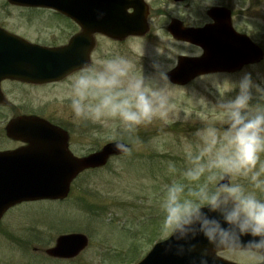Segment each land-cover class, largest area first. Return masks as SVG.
Wrapping results in <instances>:
<instances>
[{
	"label": "rangeland",
	"instance_id": "1",
	"mask_svg": "<svg viewBox=\"0 0 264 264\" xmlns=\"http://www.w3.org/2000/svg\"><path fill=\"white\" fill-rule=\"evenodd\" d=\"M215 5L232 8L236 27L264 48V0H214L210 6L205 5L204 0H194L189 5L158 0L156 7L161 9V16L152 20V29L145 38L117 43L97 37L92 63L98 56L119 52L133 58L146 78L155 77L159 72L167 75L177 55L197 51L169 35L167 25L171 19L176 17L194 26L208 21L206 11ZM39 11L37 14L20 10L0 0V23L15 32L42 33L40 36L46 39L59 34L56 26L41 30L43 20L50 18V11ZM141 50L143 55L140 56ZM245 72L254 80H264V61L242 72L202 76L188 85L175 86L168 80L176 107L180 108L179 119L167 123L157 119L140 126L133 134L139 137L138 143L129 140L119 122L106 127L75 118L66 99L68 81L46 87L5 83L6 95L12 103L21 104L20 99L26 97L24 103L30 111L71 127V149L76 155L88 154L117 140L129 143L131 151L112 158L101 169L82 173L66 199L24 202L9 209L0 222V264L135 263L151 248L152 241L165 238L161 231L160 207L163 185L179 178L185 166L186 145L196 142L195 132L206 124L222 126V114L215 106L221 99L235 96L237 90L229 87ZM12 108L15 106L10 109L0 106V149L10 143L3 126L15 114ZM169 161L176 163V174L169 173ZM233 180L248 184L243 176L233 177ZM74 231L83 232L90 239L77 258L61 260L45 254L44 249L52 246L60 234ZM219 254L235 262L254 264L247 256L229 249Z\"/></svg>",
	"mask_w": 264,
	"mask_h": 264
},
{
	"label": "clouds",
	"instance_id": "2",
	"mask_svg": "<svg viewBox=\"0 0 264 264\" xmlns=\"http://www.w3.org/2000/svg\"><path fill=\"white\" fill-rule=\"evenodd\" d=\"M204 3L210 6L214 0ZM103 16L99 12L97 18ZM66 88L75 118L106 127L119 122L133 142H139L133 134L140 126L179 119L180 108L166 74L146 78L133 58L119 52L83 65ZM229 88L237 90L235 96L215 106L222 126L197 129L196 142L186 145L179 178L163 185L164 251L189 257V264H215L220 248L264 264V80L245 72ZM114 147L124 154L131 151L121 140ZM167 167L169 173L178 171L173 161ZM238 176L246 177L248 184L235 182L233 177ZM245 236L251 238L244 241ZM200 237L208 246L193 255Z\"/></svg>",
	"mask_w": 264,
	"mask_h": 264
},
{
	"label": "water",
	"instance_id": "3",
	"mask_svg": "<svg viewBox=\"0 0 264 264\" xmlns=\"http://www.w3.org/2000/svg\"><path fill=\"white\" fill-rule=\"evenodd\" d=\"M10 1L51 6L73 17L82 24L84 32L74 37L69 46L78 44L81 36L86 48L82 50L77 46L70 51L68 48L64 51L36 48L37 46L0 28V83L4 78L30 81L56 79L67 68H80L89 63L90 52L95 44V32L122 38L129 34H143L148 29L146 21L144 24L136 23L137 14L126 15L125 11L114 10L109 5L103 6L100 0ZM79 2L82 4L81 8L78 6ZM82 9L84 21L80 14ZM219 10L212 8L209 14ZM99 12L104 13L102 19L97 18ZM169 30L177 38L201 44L205 50L201 58L181 56L177 68L168 74L172 82L185 84L199 74L233 69L239 63L259 60L263 56L262 49L247 36L233 32L228 18H221L218 24L202 28H183L174 20ZM65 55L71 56V65L64 62ZM2 96L0 88V99ZM34 119H38V133L33 134L35 137L23 138L29 141V148L14 153H0V219L10 206L22 201L66 197L71 181L81 171L102 166L111 155L121 153L114 147L116 141L85 157H75L69 151L65 140L49 138L48 131L52 124L37 117ZM48 139L53 142L49 144ZM250 238L245 236L242 239L247 241ZM198 239L199 247L193 255H198L200 248L208 246L203 237ZM86 245L87 237L83 234L63 235L57 239L56 246L47 252L54 256H74ZM215 256V264H237L216 254ZM138 264H189V257L179 258L165 253L164 244L161 242Z\"/></svg>",
	"mask_w": 264,
	"mask_h": 264
},
{
	"label": "flooded vegetation",
	"instance_id": "4",
	"mask_svg": "<svg viewBox=\"0 0 264 264\" xmlns=\"http://www.w3.org/2000/svg\"><path fill=\"white\" fill-rule=\"evenodd\" d=\"M5 1L11 7H15V8H18L20 10H25V11H35V13L37 12V14H39L38 13V12H40L39 10H44V11L49 10L50 11V13H51V14L49 13L50 18H45L43 20V22L41 24V26L43 27V29H41V30H44V27H47L48 28L49 26H56L59 34H57V35H49L47 39L44 38V37H42V36H40V35H42V33H38L36 35H29V34H25V33L15 32V31H12V30L8 29L7 27H5V25L2 24L3 22L0 23V26L6 28L7 30H9V31H11L13 33H16V34L20 35L21 37L27 39L30 42L38 43V44L45 45V46H48V47H58V46L65 45L69 41V39L71 38V36L74 35L75 33H77L80 30L79 26L70 17L65 16L64 14H62V13H60V12L54 10V9L45 8V7L19 6V5H16V4H12V3L8 2L7 0H5ZM124 1L128 2L129 0H124ZM146 1L150 5V21L152 22L153 19L161 16L160 15L161 9L160 8H158V9L155 8L156 2L158 0H146ZM193 1L194 0H182L180 2H176V1L175 2L176 3H179V4H187V5H189ZM151 8H153V13L152 14H151ZM227 8H229V7L227 6ZM229 9L231 10V21H232V25L234 26V28L238 32H240V30L236 27V24H235V11L232 8H229ZM206 14H207V11H206ZM27 17L29 19L32 18V16H27ZM207 17H208V21H204V22H201V23H197L194 26H203L205 24L214 22V20L208 14H207ZM131 38H133V37H131ZM175 41L180 42V43H185L187 45L192 46L194 49H196L197 51L194 54H192V56L198 57V56L201 55V49L202 48L200 46L193 45V44L186 43V42H182V41H178V40H175ZM202 53H203V51H202ZM263 61L264 60H261L260 62H257V63H254V64H245L240 70H237V71H234V72H221V71H219V72H214V73H211V74L242 72L245 69H247L248 67H252V66H256L258 64H261ZM77 71H79V70H75L74 72H72V73H70V74H68L66 76H63L59 80L53 81V82L31 83V82H24V81H17V80H4L2 82V88H3L4 93L7 94L6 93V89L4 88L5 83H9V84L10 83H16V84H18L21 87H23V86H32V87H34V86H42V87H46L48 85H54V84H59V83H63V82L69 81V79ZM26 99H27L26 97H24V99H20L21 104H14V103L11 102V99L9 97H6V99L2 103H0V106L1 107L7 108V109H10V107L15 106V109L12 108V110H11V111H14L15 114L13 113L11 115V117L8 118V120L5 122V124L3 126L4 133H6V126H7V123L9 122L10 119L15 118L17 116H21V115L36 114L35 112L30 111L28 109V107L24 103V101ZM40 116H43V115H40ZM44 117L47 118L48 120H50L51 122H53L54 124L62 127L63 129H65L68 132L69 137H70L69 138V142H70V146H71L72 139H73V136H72L71 131H70L71 130V127L70 126L63 125L61 122H57L56 119H53L50 116H47L46 115ZM8 141L10 143L8 144V146H6L3 149H14V148H19V147L25 145V143L22 140H13V139H10L9 138Z\"/></svg>",
	"mask_w": 264,
	"mask_h": 264
}]
</instances>
